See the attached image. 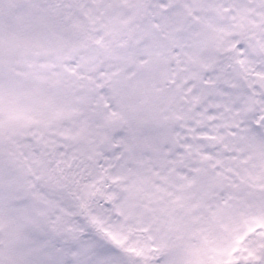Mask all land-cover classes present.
Here are the masks:
<instances>
[{
    "label": "snow or ice",
    "instance_id": "1",
    "mask_svg": "<svg viewBox=\"0 0 264 264\" xmlns=\"http://www.w3.org/2000/svg\"><path fill=\"white\" fill-rule=\"evenodd\" d=\"M0 264H264V0H0Z\"/></svg>",
    "mask_w": 264,
    "mask_h": 264
}]
</instances>
